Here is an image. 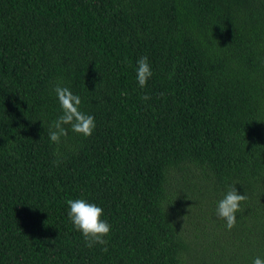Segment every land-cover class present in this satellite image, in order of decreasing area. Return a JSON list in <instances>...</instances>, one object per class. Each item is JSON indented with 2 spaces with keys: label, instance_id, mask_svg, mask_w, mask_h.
<instances>
[{
  "label": "trees",
  "instance_id": "trees-1",
  "mask_svg": "<svg viewBox=\"0 0 264 264\" xmlns=\"http://www.w3.org/2000/svg\"><path fill=\"white\" fill-rule=\"evenodd\" d=\"M142 56L153 72L143 89ZM58 83L94 116L91 136L65 125L50 141ZM232 185L248 200L229 231L215 210ZM68 199L102 207L107 245L86 246ZM257 256L264 0H0V264Z\"/></svg>",
  "mask_w": 264,
  "mask_h": 264
},
{
  "label": "clouds",
  "instance_id": "clouds-1",
  "mask_svg": "<svg viewBox=\"0 0 264 264\" xmlns=\"http://www.w3.org/2000/svg\"><path fill=\"white\" fill-rule=\"evenodd\" d=\"M136 80L141 89L146 87L147 81L153 75L151 65L147 56L139 57L136 61ZM53 91L55 92L62 115H60L55 121L52 122L49 128V139L51 142L59 145L61 138H67L68 128L65 125L70 126L72 132L81 134L84 137L92 135L96 124L93 115L85 114L79 110V106L82 103L79 95L73 94L68 88L58 83ZM141 99L147 101L150 97L147 94H143ZM57 159L54 163L59 164L61 158L57 149ZM248 200V196L238 193L235 185L229 186L227 192L217 202L216 215L225 222L227 230H231L235 227L237 222L236 214L241 212L242 202ZM69 210L68 217L72 222L74 228L80 231L83 235L85 244L88 248H92L95 245H107L108 241L105 239L111 231V225L101 217L103 216L102 207L95 203H90L85 199H68L66 201ZM185 219V216L183 217ZM107 252V247L101 249ZM252 264H264V258L257 256L253 258Z\"/></svg>",
  "mask_w": 264,
  "mask_h": 264
}]
</instances>
